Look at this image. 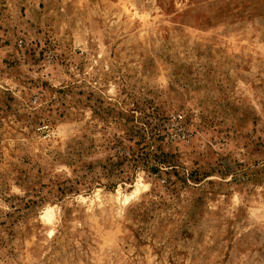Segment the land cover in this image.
I'll use <instances>...</instances> for the list:
<instances>
[{"label":"rangeland","instance_id":"1","mask_svg":"<svg viewBox=\"0 0 264 264\" xmlns=\"http://www.w3.org/2000/svg\"><path fill=\"white\" fill-rule=\"evenodd\" d=\"M0 264H264V0H0Z\"/></svg>","mask_w":264,"mask_h":264},{"label":"trees","instance_id":"2","mask_svg":"<svg viewBox=\"0 0 264 264\" xmlns=\"http://www.w3.org/2000/svg\"><path fill=\"white\" fill-rule=\"evenodd\" d=\"M139 142L134 143V146H138V150H133V152H131V154L129 155V157H123L120 158L118 161L113 162V165L111 167L112 171L114 172H123V167L124 162H127L129 168H132L133 166H135V162L141 161L143 160L147 163V159H146V155L145 152L143 151L146 148V144L144 141H140V139H138Z\"/></svg>","mask_w":264,"mask_h":264},{"label":"bare ground","instance_id":"3","mask_svg":"<svg viewBox=\"0 0 264 264\" xmlns=\"http://www.w3.org/2000/svg\"><path fill=\"white\" fill-rule=\"evenodd\" d=\"M48 215H49V211H46L44 217L49 218Z\"/></svg>","mask_w":264,"mask_h":264}]
</instances>
